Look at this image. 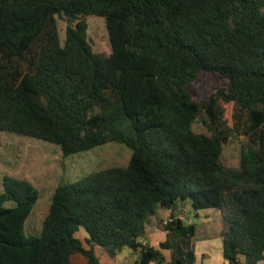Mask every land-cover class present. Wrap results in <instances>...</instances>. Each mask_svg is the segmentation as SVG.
<instances>
[{
    "label": "trees",
    "instance_id": "obj_1",
    "mask_svg": "<svg viewBox=\"0 0 264 264\" xmlns=\"http://www.w3.org/2000/svg\"><path fill=\"white\" fill-rule=\"evenodd\" d=\"M90 16L105 19L110 55L89 44ZM57 17L68 21L64 43ZM208 75L223 86L197 100L192 90ZM201 115L209 135L193 129ZM0 132L52 143L65 157L111 143L131 151L126 166L60 184L39 236L25 233L37 189L5 177L0 264H69L77 253L101 264L95 246L112 257L129 248L136 264H196V226L178 216L186 205L220 209L227 264H259L264 0H0ZM232 137L245 141L229 171ZM160 209L171 212L166 238L143 245Z\"/></svg>",
    "mask_w": 264,
    "mask_h": 264
},
{
    "label": "rangeland",
    "instance_id": "obj_2",
    "mask_svg": "<svg viewBox=\"0 0 264 264\" xmlns=\"http://www.w3.org/2000/svg\"><path fill=\"white\" fill-rule=\"evenodd\" d=\"M87 23V35L93 51L98 54H111L106 21L96 16L84 17ZM58 31L61 42L64 43L68 21L57 17ZM223 83L215 78L202 76L192 93L195 99L201 100L214 92ZM227 120L230 121L231 106L227 107ZM197 133L210 134L209 124L201 115L193 124ZM243 137H232L225 146L222 165L229 171L239 168ZM131 158V151L121 144H106L90 151L65 157L61 148L49 142L24 137L11 133L0 132V193L4 192V178L15 177L31 182L39 193V200L26 222L27 236H39L42 223L48 214L53 194L60 184L77 181L91 173L102 169L126 166ZM13 203L7 204V207ZM221 214L220 209H212ZM202 214V211L200 212ZM169 219V217L167 218ZM196 220L198 225H202ZM198 264H225L221 237L206 238L202 233L194 240ZM207 253L210 258H207Z\"/></svg>",
    "mask_w": 264,
    "mask_h": 264
},
{
    "label": "crops",
    "instance_id": "obj_3",
    "mask_svg": "<svg viewBox=\"0 0 264 264\" xmlns=\"http://www.w3.org/2000/svg\"><path fill=\"white\" fill-rule=\"evenodd\" d=\"M201 211L195 212L193 211L189 206H180L178 211V216L180 219H182L187 224H195L196 226V235L195 238L199 235V233H202L204 237H221V230H222V222H221V214L214 213L211 211H202V214H200ZM171 212L167 210L160 209L159 214L152 218L150 221V224L147 227V233L140 242L146 243V245L150 247L158 248L160 243L163 242L166 238V231L164 229L163 223L170 219ZM203 218V221H201L202 225H198L196 223V220H200ZM76 237L82 241L84 247L86 249H89L90 246L86 243V240L89 238L88 233L81 229ZM222 239V237H221ZM222 246H223V239H222ZM95 254L99 258L101 264H136L137 261V254L129 249L125 248L123 251L119 254H117L115 257H112L104 248L100 246L94 247ZM166 261L169 262L171 260V254L169 251H163ZM195 253H196V244H195ZM223 255V253H222ZM207 258H210V254L207 253ZM224 259V256H223ZM225 264H227V261L224 259ZM69 264H89L88 259L80 253L73 254L70 257ZM151 264H157V263H151ZM196 264H198V258L196 256ZM241 264H244V258H241ZM259 264H264V261H261Z\"/></svg>",
    "mask_w": 264,
    "mask_h": 264
},
{
    "label": "built area",
    "instance_id": "obj_4",
    "mask_svg": "<svg viewBox=\"0 0 264 264\" xmlns=\"http://www.w3.org/2000/svg\"><path fill=\"white\" fill-rule=\"evenodd\" d=\"M170 221H171V218L168 219V220H166V221L163 223V226L165 227ZM141 240H142V239H141ZM142 244H143V245H146V243H143V242H142Z\"/></svg>",
    "mask_w": 264,
    "mask_h": 264
}]
</instances>
